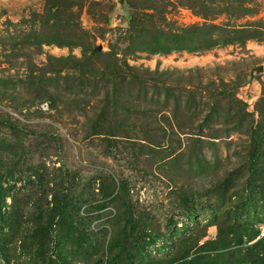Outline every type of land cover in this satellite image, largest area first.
<instances>
[{"label": "rangeland", "instance_id": "1", "mask_svg": "<svg viewBox=\"0 0 264 264\" xmlns=\"http://www.w3.org/2000/svg\"><path fill=\"white\" fill-rule=\"evenodd\" d=\"M0 185V264L264 239V0H0Z\"/></svg>", "mask_w": 264, "mask_h": 264}, {"label": "trees", "instance_id": "2", "mask_svg": "<svg viewBox=\"0 0 264 264\" xmlns=\"http://www.w3.org/2000/svg\"><path fill=\"white\" fill-rule=\"evenodd\" d=\"M202 47L207 48L208 46L205 44ZM261 140H262L261 133L257 134L253 138L254 153H253L252 165H253L254 160H256L259 154ZM3 194H4V190L0 185V199L1 197H3ZM62 212H63L62 207H60V209H58L57 211L52 212L47 222L49 227L53 225L55 217L58 216L59 213H62ZM41 231H42V236L45 237L44 229L42 228ZM238 231L241 232L239 234L240 239L238 240V244H241L243 242L244 236H246V241L248 242V241L255 239L259 235L258 229L243 228V230H238ZM230 232L231 230L229 232L223 233L220 227L218 226V234H217L218 240L217 241H220L223 238H225V236L228 235ZM239 232H235V233H239ZM124 244H126V242H124ZM190 254H191L190 249L189 251L188 249L187 250L184 249L182 250L181 254L178 256V258H188ZM228 254H230L229 257L226 256ZM196 256L197 255L193 254L194 258L190 259V260H196L197 261L196 264H225L226 260L227 261L232 260L233 263L231 264H264V239L262 237H259L252 244H249L246 248L240 247L239 249L232 250V251H225L223 253H218V254L204 253L202 255H198L197 257ZM187 260L190 261L189 259ZM187 262H184V263H187Z\"/></svg>", "mask_w": 264, "mask_h": 264}, {"label": "water", "instance_id": "3", "mask_svg": "<svg viewBox=\"0 0 264 264\" xmlns=\"http://www.w3.org/2000/svg\"><path fill=\"white\" fill-rule=\"evenodd\" d=\"M258 70H262V67H261V66H259V67H258Z\"/></svg>", "mask_w": 264, "mask_h": 264}]
</instances>
